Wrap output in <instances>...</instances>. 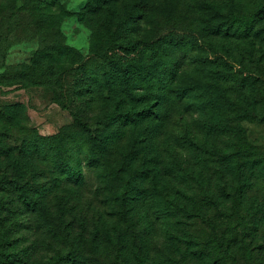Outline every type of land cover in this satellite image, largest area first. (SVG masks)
I'll list each match as a JSON object with an SVG mask.
<instances>
[{
	"label": "trees",
	"instance_id": "obj_1",
	"mask_svg": "<svg viewBox=\"0 0 264 264\" xmlns=\"http://www.w3.org/2000/svg\"><path fill=\"white\" fill-rule=\"evenodd\" d=\"M32 1L56 43L26 74L0 33L2 85L35 79L75 111L41 134L23 103L2 107L16 134L2 138L0 170L5 199L49 219L50 264H264V147L242 124L264 125L262 6L243 16L221 7L236 0H165L199 15L195 52L148 39L157 0H88L83 55L61 40L60 4Z\"/></svg>",
	"mask_w": 264,
	"mask_h": 264
},
{
	"label": "rangeland",
	"instance_id": "obj_2",
	"mask_svg": "<svg viewBox=\"0 0 264 264\" xmlns=\"http://www.w3.org/2000/svg\"><path fill=\"white\" fill-rule=\"evenodd\" d=\"M36 2L38 4H50L53 7L55 4L56 6L60 4L67 13L61 24V40L76 48L83 55L89 53L91 29L77 16V12L87 5L88 0H36ZM169 3L167 5L165 0H157L154 3L157 14L151 30L146 36L148 39L160 43L165 41L164 38H174L175 40L180 38L187 41L197 52L204 41L201 39L199 15L192 13L186 3L174 2L171 4L172 1ZM34 5L35 2L32 0H17L18 9L15 12H12L13 5L9 2L2 3L0 8L2 49L8 41L13 42L7 56V63L19 67L24 66L26 74L28 67L38 68V61L34 57L35 50L40 47L45 52L46 49L56 43L55 37L48 31V23H38V18L41 15L39 11L35 10ZM217 5L221 6L218 3ZM259 6H262V10L258 16L260 15L261 22L264 24V0H236L234 5L231 3L229 6L221 7L223 9L237 8L245 16L252 14ZM216 45V41H210L206 43V48L211 52V48ZM221 48L222 46L219 49ZM258 57L261 64L264 65V50L262 53H258ZM231 61L233 64L238 63V60L233 58ZM2 70L4 68H0V74H2ZM26 80L29 83L28 86L2 85V77L0 76L1 119L2 107L20 102L26 107L28 125L36 128L41 134L56 133L60 127L73 121L74 108L70 111L53 100L51 92L44 86L30 85V82L36 81L35 79L27 78ZM63 92L71 94L75 92V89ZM0 122L1 149L2 138L6 141L15 142L16 129L7 125L9 128L2 130V126L6 124ZM242 124L253 130L261 147H264V125H252L247 122ZM178 126L182 129L185 127L181 121ZM16 203L17 201L10 202L4 197L2 171L0 170V264H50V258L53 254L49 248L52 236V233H49V219H39L37 214V219L34 221L31 213L19 212ZM159 229L161 227L158 225L156 239L160 238Z\"/></svg>",
	"mask_w": 264,
	"mask_h": 264
}]
</instances>
